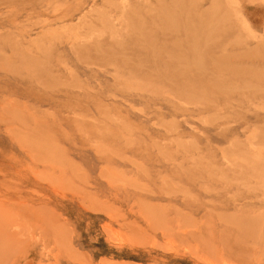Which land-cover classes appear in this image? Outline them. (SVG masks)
<instances>
[{"label":"rangeland","instance_id":"374dc122","mask_svg":"<svg viewBox=\"0 0 264 264\" xmlns=\"http://www.w3.org/2000/svg\"><path fill=\"white\" fill-rule=\"evenodd\" d=\"M0 264H264V0H0Z\"/></svg>","mask_w":264,"mask_h":264}]
</instances>
